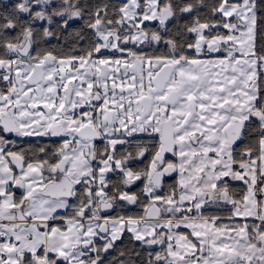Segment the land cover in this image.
Returning a JSON list of instances; mask_svg holds the SVG:
<instances>
[{
	"label": "snow or ice",
	"instance_id": "1",
	"mask_svg": "<svg viewBox=\"0 0 264 264\" xmlns=\"http://www.w3.org/2000/svg\"><path fill=\"white\" fill-rule=\"evenodd\" d=\"M0 264H264V0H0Z\"/></svg>",
	"mask_w": 264,
	"mask_h": 264
}]
</instances>
